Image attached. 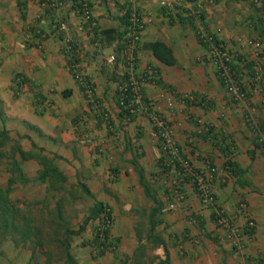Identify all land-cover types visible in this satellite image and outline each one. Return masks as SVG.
I'll return each mask as SVG.
<instances>
[{"label":"crops","instance_id":"obj_1","mask_svg":"<svg viewBox=\"0 0 264 264\" xmlns=\"http://www.w3.org/2000/svg\"><path fill=\"white\" fill-rule=\"evenodd\" d=\"M86 1L99 32L124 31L121 17L128 0ZM163 1L173 7H163ZM19 3L25 5V18ZM66 3L53 10L47 0H0V130L11 138L2 150L20 145L49 159L62 174L54 179L61 189L49 191L48 183L35 181L42 169L39 160L22 162L30 182H18L11 198L25 209V218L36 230H78L96 200L108 205L115 218L110 236L118 248L97 261L89 248V264H159L167 256V264H264V51L248 45L262 32L256 8L246 0H138L153 19L135 66L143 93L153 113L166 120L180 154L214 195L213 203L203 204L193 183L185 181L178 209L164 212L152 233L159 243L149 237L155 205L145 184L165 207L178 197V173L163 174L159 167L164 153L151 115L121 117L117 92L129 67L118 41L109 44L104 35L95 37L93 24L75 13L72 0ZM196 11L203 14L208 33L253 65L234 62L246 86L245 99L231 97L210 60L209 48L188 17L187 12ZM59 19L67 30L56 35L52 28ZM68 38L77 46L73 69ZM157 41L172 49L175 65L160 62L145 46ZM117 52V63L109 64ZM80 74L96 87L99 101L111 113L110 124L93 114ZM259 74L262 82H256ZM229 160L243 169L240 180L226 166ZM7 162L0 159L1 187L10 178ZM23 186L25 198L18 191ZM31 188L36 191L30 193ZM93 232L89 225L72 237L75 259L77 246L91 240Z\"/></svg>","mask_w":264,"mask_h":264},{"label":"trees","instance_id":"obj_2","mask_svg":"<svg viewBox=\"0 0 264 264\" xmlns=\"http://www.w3.org/2000/svg\"><path fill=\"white\" fill-rule=\"evenodd\" d=\"M73 1V9L74 11L80 10V13L77 14L79 17H83V10L82 5L80 4L79 0H72ZM186 2L194 3L198 0H185ZM253 1V0H252ZM264 2V0H262ZM253 3V2H252ZM253 7L256 8V10L259 13V21L261 28V34L258 39L264 38V4L262 7H256L254 3L252 4ZM22 10V16L25 18V12L24 4H20ZM91 8V6H90ZM128 8V5L126 6V9ZM125 9V10H126ZM188 13V17L193 21L194 30L197 33L199 39L201 40L202 44L208 46V43L204 41V39L201 37V31L198 28V26L195 24V16L193 13ZM202 25L205 30L204 26V17L203 14L200 13ZM64 21V20H63ZM121 21L124 24V31H117L114 29H107L101 32L98 31L96 28V25H92L94 20L92 19L89 23H91V30L94 31L95 37L103 36L107 43H111L112 39L118 41V52L122 53L123 58L129 57L128 53L130 52V46L135 45V48H133L132 55L137 59V54L141 45V41H138L136 44H133V38L129 36L128 33H130L131 29L130 27L133 25L131 22V11L130 9L127 10L126 14H123L121 17ZM88 23L87 21H85ZM55 23V22H54ZM88 25V24H86ZM207 33L209 32L208 29L205 30ZM212 38L214 37V44L217 46L219 44L224 45L226 47V44L220 40L218 37L208 33ZM142 40V39H141ZM74 48V52L67 53V58L69 61L70 67L73 69L75 65H77V58H76V50L77 46L74 44L72 45ZM147 49L151 50L154 54V56L162 63L166 65H175L176 64V58L174 56V53L170 47H168L165 43L161 41L149 43L145 45ZM210 49V48H209ZM116 53V58L119 53ZM128 52V53H127ZM264 54V53H263ZM236 55V54H235ZM262 54H260L261 56ZM235 60H239L244 64H248L251 67L253 66L250 62L247 61L245 57L240 59L238 56H235V58L232 59L231 62H228V66L231 68V74L237 83V85L240 87V90L242 93H244L247 97V90L246 86L243 84V81L241 79L240 73L235 69L234 62ZM117 61V60H116ZM127 60L125 62V65L127 67L130 66V61ZM137 63L138 61L135 60ZM117 63V62H116ZM115 63V64H116ZM136 80L139 81V87L140 89L135 92L134 86L132 85V82H130V75L129 72H126L124 75L120 76L122 78L120 87L118 89V95H119V108L121 110V117L124 120H133L138 114H147L150 115V113L154 112V107L151 104V102L146 98L145 94L143 93L141 81L139 77L136 75ZM220 77L223 81V83L226 85L228 89V85L224 78ZM259 78L256 80V82H262V78H260V74L258 76ZM17 78L19 80H22V77L17 75ZM86 78V77H85ZM119 78V77H117ZM257 78V77H256ZM88 83H92L89 79H85ZM24 81V80H23ZM23 83V82H22ZM22 83H19L20 85ZM89 85V84H88ZM93 85V83H92ZM94 86V85H93ZM92 86V87H93ZM82 87L84 88L86 92V86L82 84ZM93 88H96L95 86ZM229 91V90H228ZM139 95H141V101L137 102L139 99ZM86 98L88 96L86 95ZM99 101V99H97ZM100 102V101H99ZM91 106V110L93 109V114L95 117L101 121L105 122L103 115L101 114L102 106L99 105V107L95 108L92 103H89ZM89 106V107H90ZM95 111V112H94ZM106 112L109 114V123L111 122V113L106 109ZM104 114V113H103ZM154 114V113H153ZM155 115V114H154ZM156 116V115H155ZM157 117H161L164 119V117L157 115ZM156 121L153 119L154 129L157 131L156 133L159 134V128L155 124ZM160 140H162V149L164 153L163 159L160 160L159 167L163 174H170L173 170L178 173V176L176 177V183L174 184V190H176V194H181V188L185 181L192 182L194 185V188L199 194L198 185H197V179L195 177V174H197L195 171L193 173H188L185 168L183 167L182 163L187 162V160L180 154L179 151V157L176 158L175 156L169 155V151L165 148L164 145V138H162L161 134L159 135ZM11 141V138L9 136V132L5 130H0V159H6L8 162V168L7 172L10 174V178L8 180V183L6 186L1 187L0 186V243H2L3 240H6L10 238L16 245L19 244H25L27 242H34V239H38V232H35L36 227L33 226L27 218H25V211L20 209L17 205V202L12 200L11 193L15 190V185L20 182L21 184L25 185L26 183H29L30 180L25 177V174L23 172L22 168V162H25L26 160H29L31 158H36L39 160L42 169L39 170L38 174L39 176L35 181H38L42 184L48 183L49 184V191L50 190H59L61 189L60 185L54 180L56 177L59 179L61 177V172L57 167L53 165V163L47 159L46 157H43L41 154H38L36 152H26L22 149L20 145H15L11 151H3L2 148L7 146L9 142ZM178 148V147H177ZM20 159H19V158ZM182 160H180V159ZM189 163V162H188ZM226 166L231 171L233 175L240 176L244 173L243 169H241L238 164L231 162L230 160L227 161ZM177 175V174H176ZM62 179V178H60ZM142 184L144 185V182L142 180ZM146 186V195L147 197H150L153 200L154 207L151 210L150 216H149V222H150V238L153 239L155 242L161 243L159 238H153V231L155 230L156 226L158 224L162 223V219L160 218L161 215L164 213L163 209L164 207L161 205V203L155 199L153 195L150 193L149 186L145 184ZM82 189L84 192L94 198L93 193L89 189V187L85 184H81ZM177 198V197H176ZM95 199V198H94ZM96 200V199H95ZM26 221V222H25ZM115 222V218L113 216V212L110 209L108 205H106L103 202H99L96 200L95 207L91 210L89 215L86 217L82 225L78 230H71L68 229L65 232H62L63 240H61V247H62V254L65 256L67 264H77L76 259L71 253L72 250V237L73 236H79L82 233H84L87 230V227L89 225L93 226L94 232H93V238L89 240L88 242H84L82 245L85 247H91L92 249V257L93 260L97 261L99 258H102L106 256L110 252H114L117 250L118 245L117 241L112 240L110 236L111 228ZM38 231V230H37ZM38 245H41V242H37ZM167 254V253H166ZM167 256L164 260H161L159 264H167L168 263ZM48 264H51V260L48 261ZM97 264V263H96Z\"/></svg>","mask_w":264,"mask_h":264},{"label":"built area","instance_id":"obj_3","mask_svg":"<svg viewBox=\"0 0 264 264\" xmlns=\"http://www.w3.org/2000/svg\"><path fill=\"white\" fill-rule=\"evenodd\" d=\"M67 0H47V3L50 5V7L53 10H59L65 8L67 5ZM80 4L82 5V10H83V19L87 22H90L92 20V11L90 8V4L86 0H79ZM253 3L256 5V7H262L263 3L262 0H253ZM163 7H173L172 4H169L167 1H163L161 3ZM130 9L131 11V22L133 25L130 27L131 31L129 36L133 38V44H136L138 41H141L142 36L144 32L147 30L148 26L152 23V16L150 13L146 10H143L139 8L138 6V0H128V8L125 10V14L127 10ZM76 14L80 13V10L75 11ZM195 16V24L198 26V28L201 31V37L204 39L205 42L208 43L209 46V56L210 60L214 62V64L217 66L218 71L221 73V76L224 78L225 82L228 85V90L233 99L237 100H243L246 98V95L241 92L240 87L237 85L235 82L232 74H231V68L228 66V62H231L233 58H235V54L229 51L224 45L219 44L215 45L214 44V37L212 38L205 30L202 25L201 17H200V12H195L193 13ZM93 24V23H92ZM53 31L55 32L56 35L61 34L67 30V26L65 21L62 20H57L53 24ZM248 45L256 50V52H261L264 51V38L256 39V38H250L248 41ZM133 48H135V45L130 46V52H132ZM66 51L67 53L74 52V48L72 46L71 40L68 38L67 39V46H66ZM128 53V56L126 60L130 61V66H129V75H130V82H132V85L134 86V91L137 92L140 87H139V81L136 80V62H135V57H133L132 53ZM259 56V54L257 55ZM128 61V62H129ZM107 62L109 64H115L116 62V56L115 54H112ZM77 68L75 65L74 68ZM78 70V69H77ZM81 77H79L81 84L85 85L86 88V95L88 96V101L93 104L95 108L99 107V105L102 106V115L105 120V122L108 124L109 123V114L106 112V108L103 106L101 102H99L97 99L98 93L96 88H93L94 86L92 83H88L85 79V77H82V74H80ZM89 84V85H88ZM93 86V87H92ZM141 95L138 97V101H141ZM168 106L173 107L174 106V101L172 99H168ZM95 112V111H94ZM104 113V114H103ZM150 115L153 117V119L156 121L157 127L160 129L159 130V135L161 134L162 138H164L165 142V148L169 151V155L175 156L176 158L179 157V151L177 148V145L175 143V139L173 136V132L166 123V120L155 116L153 113H150ZM180 159V158H179ZM181 160V159H180ZM182 161V160H181ZM183 167L188 173H193L194 169L188 162H183L182 163ZM214 171V169H212ZM195 177L197 179V185H198V190H199V197L202 200L203 204H211L214 202V195L211 193L209 189V185L205 182V178L201 176L200 174H195ZM181 194L178 195L176 198V201L173 203L168 204L167 206L164 207L163 212L167 211H175L178 209V205L180 203V196ZM251 225L254 226V223L251 222Z\"/></svg>","mask_w":264,"mask_h":264},{"label":"rangeland","instance_id":"obj_4","mask_svg":"<svg viewBox=\"0 0 264 264\" xmlns=\"http://www.w3.org/2000/svg\"><path fill=\"white\" fill-rule=\"evenodd\" d=\"M246 1L253 4L252 0ZM262 3L264 4L263 1ZM18 191L19 196L25 198V187H21ZM32 191H36V189L31 188L29 192L32 193ZM35 232H38V239H34V242H30L29 245L18 246L10 238L3 240L0 243V264H48L49 260H51V264H63L65 256L62 254L63 250L60 245L61 240H63L62 231L45 230L41 226V229L35 230ZM39 241L41 245L37 244ZM89 248L91 247L86 248L79 244L77 250L74 249V251L76 250L74 252L76 259L80 262L78 264H89L88 260L91 257Z\"/></svg>","mask_w":264,"mask_h":264}]
</instances>
